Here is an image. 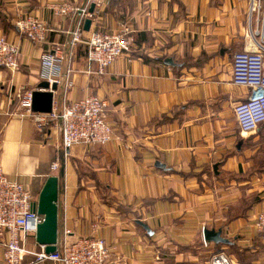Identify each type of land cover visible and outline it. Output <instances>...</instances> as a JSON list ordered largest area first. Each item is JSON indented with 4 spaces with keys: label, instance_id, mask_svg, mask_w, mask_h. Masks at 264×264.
Wrapping results in <instances>:
<instances>
[{
    "label": "crops",
    "instance_id": "0c3cea01",
    "mask_svg": "<svg viewBox=\"0 0 264 264\" xmlns=\"http://www.w3.org/2000/svg\"><path fill=\"white\" fill-rule=\"evenodd\" d=\"M64 1L87 13L94 3L93 15H55L51 5ZM95 1L0 0V35L19 50V70L0 67L2 172L35 199L57 176L58 239L64 228L72 237H102L109 264H210L217 253L231 264H264V238L254 227L264 211V120L244 131L233 112L248 93L232 81L247 0ZM28 15L45 22L42 43L16 29L15 20ZM79 20L86 37L127 26L130 51L98 74L87 44L70 46ZM56 45L62 77L52 109L91 94L105 99L107 144L64 150L59 128L40 130L21 115L20 98L39 89L40 61ZM201 54L202 64L183 65ZM203 229L220 230L228 242L205 245ZM25 247L39 249L34 234Z\"/></svg>",
    "mask_w": 264,
    "mask_h": 264
},
{
    "label": "built area",
    "instance_id": "2783aa9c",
    "mask_svg": "<svg viewBox=\"0 0 264 264\" xmlns=\"http://www.w3.org/2000/svg\"><path fill=\"white\" fill-rule=\"evenodd\" d=\"M247 2L243 49L232 55V81L248 89L246 100L233 108L244 131L256 129L264 120V0ZM95 4L100 7L101 1L97 0ZM51 8L55 15L76 12L93 15L87 13L86 7H75L68 1L52 4ZM15 27L34 44L42 43L48 32L45 22L33 15L17 18ZM131 33V29L123 25L116 31L93 30L86 37L79 20L71 31L70 46L85 42L87 61L95 63L96 72L102 74L118 56L130 51ZM18 54V46L5 35H0V67L11 72L19 70ZM61 54L62 47L56 45L40 61V78L50 85L60 83ZM31 99L32 91L22 94L19 102L21 115L29 116L40 130L60 127L64 150L79 145H104L112 138V128L106 116V100L97 95L85 96L63 106L59 112L52 109L50 113L32 111ZM57 167V163L52 164V169ZM34 200V194L26 184L11 180L0 168V264H109L110 252L104 238L92 235L72 237L66 228L57 240L54 252H45V245H39L37 251L27 249L25 237L28 233L35 234L36 227L43 220V216L32 209ZM254 227L264 238V211L256 216ZM209 263L231 264L222 253L213 255Z\"/></svg>",
    "mask_w": 264,
    "mask_h": 264
},
{
    "label": "water",
    "instance_id": "95a60500",
    "mask_svg": "<svg viewBox=\"0 0 264 264\" xmlns=\"http://www.w3.org/2000/svg\"><path fill=\"white\" fill-rule=\"evenodd\" d=\"M94 3H91L88 12L93 13ZM91 19L87 18L83 24V30L88 31ZM169 65L176 63L171 57L164 60ZM38 88L32 91L31 109L34 112L50 113L52 111L53 91L57 90V84L51 85L47 81H41ZM61 119H58L60 126ZM60 129V127H59ZM58 194L59 181L55 175L49 176L43 184L37 198L32 202V209L43 216V220L36 227L35 240L39 245H45V252L52 253L58 240ZM205 241L214 243H227L228 239L221 236L220 230L203 229Z\"/></svg>",
    "mask_w": 264,
    "mask_h": 264
},
{
    "label": "trees",
    "instance_id": "16d2710c",
    "mask_svg": "<svg viewBox=\"0 0 264 264\" xmlns=\"http://www.w3.org/2000/svg\"><path fill=\"white\" fill-rule=\"evenodd\" d=\"M207 59V56L205 54H201L200 56H198L196 59H193V58H186L184 61H183V65L185 66H191V65H200L204 62V60ZM245 99H243L242 101H245ZM262 236V235H261Z\"/></svg>",
    "mask_w": 264,
    "mask_h": 264
}]
</instances>
